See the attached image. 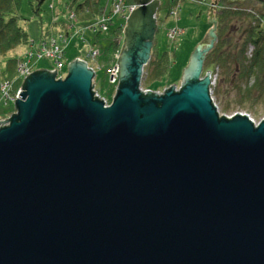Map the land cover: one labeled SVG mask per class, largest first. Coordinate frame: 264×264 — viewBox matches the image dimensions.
<instances>
[{
    "label": "water",
    "instance_id": "water-1",
    "mask_svg": "<svg viewBox=\"0 0 264 264\" xmlns=\"http://www.w3.org/2000/svg\"><path fill=\"white\" fill-rule=\"evenodd\" d=\"M133 3L110 106L77 59L31 74L0 122V264H264V120L213 102V13L180 89L158 94L142 83L160 1Z\"/></svg>",
    "mask_w": 264,
    "mask_h": 264
},
{
    "label": "rangeland",
    "instance_id": "rangeland-1",
    "mask_svg": "<svg viewBox=\"0 0 264 264\" xmlns=\"http://www.w3.org/2000/svg\"><path fill=\"white\" fill-rule=\"evenodd\" d=\"M84 0H46L41 8V16H37L33 11V3L35 0H22L19 14L22 18L21 24L30 33L33 40L31 47L21 46L8 53L6 58L20 57L23 59L26 54L32 51V48L41 41V31L48 27H54L55 30L67 29L71 35L67 38L66 43L61 42L65 48V69L60 76H67L69 65L77 59L85 61L88 66L95 70V78L93 85L97 86L100 95L111 99L113 93V85L110 84V77L107 75L108 66L119 65L122 51L125 47V36L123 35L121 51L116 55L109 56L106 53L108 44L111 42V35L114 29L123 26V34L127 26V18L134 8L133 0H123L124 11L115 15L112 22H108V30L96 33L90 30L91 26L97 20L88 24H82L74 20H70V5L76 6ZM160 8L157 12L158 31L155 35V46L159 54L165 52L170 56V70L168 76L159 81L147 80L143 81L142 87L148 88L152 92L163 93L167 87L179 88L183 83V78L188 69L193 54L200 46H205L211 42V31L214 26L211 18V0L199 2L196 0H159ZM104 6L109 10L113 8V3L103 2ZM99 20V19H98ZM264 25V17H263ZM78 32H80L78 34ZM174 32V35H172ZM57 37L56 35H53ZM235 40H238L239 33L234 34ZM93 51H98L97 56L93 55ZM252 52V47L248 50V56ZM92 53V56L90 54ZM34 71L48 70L53 68V62L45 59L38 61L33 59ZM146 72V71H145ZM209 71H205L204 77ZM65 74V75H63ZM213 77L212 89L218 86L220 82V96L217 98L212 91V99L218 108L221 117H232L237 113L248 114L255 124H259L264 120V107L258 104L254 109L247 106H241L237 102L240 97L238 86L229 82V77L225 76L223 70L216 68ZM147 78V77H146ZM146 80V79H145ZM25 77H18L12 82L14 90L23 87ZM166 88V89H165ZM168 88V89H169ZM144 89V88H143ZM162 91H158L161 90ZM165 89V90H164ZM164 90V91H163ZM14 102L7 103L0 84V122L10 120L13 114H17Z\"/></svg>",
    "mask_w": 264,
    "mask_h": 264
},
{
    "label": "trees",
    "instance_id": "trees-1",
    "mask_svg": "<svg viewBox=\"0 0 264 264\" xmlns=\"http://www.w3.org/2000/svg\"><path fill=\"white\" fill-rule=\"evenodd\" d=\"M45 1L35 0V3H33L32 8L37 16H41V6ZM77 1L74 0L75 3ZM104 1L84 0L76 6L70 5V13L74 14L75 20L82 24H88L103 17H107L112 22L115 16L112 11L113 8L109 10L108 7L104 6ZM196 1L204 2L206 0ZM21 3L22 0H0L1 87L4 83L12 86V82L20 77L19 63L21 58H6L8 53L21 46L31 47L33 45L30 33L21 24L22 18L19 14ZM214 3H216V7L212 8V13L217 24V40L205 58L204 73L209 71L214 76L216 68L223 70L225 76L230 78L229 82L238 86L236 87L240 94L237 99L239 105L247 106L251 109H254L258 104H262L264 107V0H211V7L214 6ZM71 21L73 22V20ZM53 28L48 27L41 31V41L53 35H64L67 41V38L73 35L67 29L55 30ZM237 32L239 33V38L235 40L234 34ZM97 33L101 34L102 32L99 31ZM110 35L112 39L107 46L106 53L109 56H113L121 51L123 47V26L114 29L110 32ZM60 41L62 42L61 39ZM38 45L39 43L34 48ZM251 47L252 52L248 56V50ZM33 65L35 66L34 63ZM114 65L108 66L107 70ZM170 67L169 53L159 54L154 42L151 59L145 67L147 73L145 81L165 79L169 74ZM64 69L65 63L61 73ZM219 87L220 82L214 89L211 86L213 94L217 98L220 96ZM143 88L148 90L144 85ZM158 91H162V89Z\"/></svg>",
    "mask_w": 264,
    "mask_h": 264
},
{
    "label": "built area",
    "instance_id": "built-area-1",
    "mask_svg": "<svg viewBox=\"0 0 264 264\" xmlns=\"http://www.w3.org/2000/svg\"><path fill=\"white\" fill-rule=\"evenodd\" d=\"M112 1L114 0H108V4L112 3ZM124 8L125 7H124L123 0H115L113 3V10H112L113 14L118 15L122 13L124 11ZM70 19L73 21L75 20L74 14H70ZM108 22H109V19L107 17L100 18L99 20L93 23V25L90 27L91 28L90 30L96 33L99 31L105 32L108 30ZM79 33L80 32H78V34ZM172 35H174V32H172ZM59 38L62 40V42H66V38L64 35H60L57 37L52 36L48 39L42 40L36 48H34L31 52L26 54V56L23 59H21L19 63V76L25 77V79H27L31 74L35 72L33 71L34 70L33 69L34 68L33 59H36L38 61L48 59L53 62V66H52L53 68L50 70H45V71H49V72L55 71V73L57 74V78L64 79L63 78L64 76L61 77L60 74L64 67L63 58L65 57V48L59 43L60 42ZM97 52L98 51L92 52L95 57L99 53ZM92 53L90 54V56H92ZM107 75L110 77L111 86L113 85V93H112L111 99L101 96L100 92L96 89L97 88L96 85L94 87V92H95V97L102 100L106 106H110L113 99L116 96L117 89H118L119 77H120L119 66L114 65L110 67L107 70ZM1 88H2L3 95L7 103L14 102L16 105L17 98L21 99L19 98V95L20 93H22V88L15 91L12 89V86L8 83H4ZM179 89L180 87L177 88V90ZM144 91L146 90L144 89ZM158 94H163V93L158 92ZM16 112H17V109H16ZM237 114L249 116L248 114H243V113H237ZM234 116L227 117V118L232 119ZM249 118L251 119L250 116ZM251 120L253 121V119ZM253 122L255 123V121ZM255 125L258 126L257 124Z\"/></svg>",
    "mask_w": 264,
    "mask_h": 264
}]
</instances>
